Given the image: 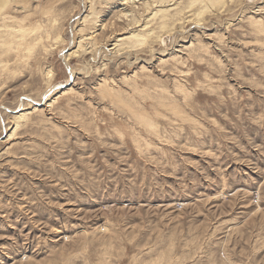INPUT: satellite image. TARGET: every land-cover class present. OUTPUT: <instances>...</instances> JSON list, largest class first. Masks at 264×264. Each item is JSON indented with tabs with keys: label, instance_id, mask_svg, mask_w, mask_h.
<instances>
[{
	"label": "rangeland",
	"instance_id": "1",
	"mask_svg": "<svg viewBox=\"0 0 264 264\" xmlns=\"http://www.w3.org/2000/svg\"><path fill=\"white\" fill-rule=\"evenodd\" d=\"M119 1L0 0V264H264V0Z\"/></svg>",
	"mask_w": 264,
	"mask_h": 264
},
{
	"label": "bare ground",
	"instance_id": "2",
	"mask_svg": "<svg viewBox=\"0 0 264 264\" xmlns=\"http://www.w3.org/2000/svg\"><path fill=\"white\" fill-rule=\"evenodd\" d=\"M135 0H120L119 1V4L121 5V6H123V14H122V16L124 17V18H126V20H131V21H133V20H135V15H134V13H133V10H137V9H141L142 7H145L146 9H149V7H151L152 6V4H151V2H150V0H142L139 4H136V3H138V2H134ZM174 1V2H173ZM179 1V0H178ZM207 1V0H206ZM209 1V0H208ZM213 1V0H212ZM156 2H158L159 3V5L156 3ZM171 2H173V4L172 5H175V4H177V0H154V3H156V5H157V7L156 8H150L151 9V12L149 13V15H151V16H153V17H156L159 13H161V16L159 15V17H160V19H161V17H163L164 15H165V13L167 12V8L169 7H171L172 5H170V6H168ZM135 3V4H134ZM206 3V2H205ZM207 4V3H206ZM165 6H167V8H165ZM208 6V5H207ZM153 7V6H152ZM164 7V8H163ZM129 8H131V9H133V10H131V9H129ZM144 9V8H143ZM145 9V10H146ZM136 10H135V12H136ZM202 10V9H201ZM144 12V11H143ZM201 12V11H200ZM197 13V12H196ZM201 14V13H200ZM199 15V14H198ZM202 15V14H201ZM166 16V15H165ZM118 17V16H117ZM195 17V16H194ZM150 18V17H149ZM195 20L199 23V21L201 20V18H200V16H197V17H195ZM147 21V20H146ZM135 22H137V20L135 21ZM134 22V23H135ZM201 22V21H200ZM164 23V22H163ZM148 23L147 22H142L141 24H139L140 26H142V29L144 28H146ZM105 25V24H104ZM104 27V26H103ZM111 27V26H110ZM132 27V26H131ZM139 31V30H138ZM149 33H150V30H149ZM137 35H138V33H136V32H134V33H131L129 36L130 37H136V38H138L137 37ZM142 37V36H141ZM141 37H139L140 39H141ZM144 37H142V39H143ZM89 39H91V36L90 37H87V36H80L79 37V40L77 41L78 42V46L72 51V52H69L68 54H66L67 55V57L69 58V57H71V56H73V55H75L77 52H78V49H79V47L80 46H83L84 44H86L85 42L87 41V40H89ZM113 39V38H112ZM146 40V39H145ZM115 42L112 44V48L110 49V50H115L116 51V48H117V42H119V39H115L114 40ZM140 41V40H139ZM144 41V40H143ZM141 42H142V40H141ZM110 52V51H109ZM111 53V52H110ZM66 57V58H67ZM48 100H50V99H48ZM29 110V109H28ZM24 117V115L23 114H19V115H17V117L14 119L16 122L14 123V125L16 126L15 127V129L20 125V120L22 119ZM11 137V136H10Z\"/></svg>",
	"mask_w": 264,
	"mask_h": 264
}]
</instances>
